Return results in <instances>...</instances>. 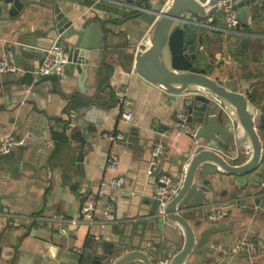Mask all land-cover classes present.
<instances>
[{"label":"crops","instance_id":"1","mask_svg":"<svg viewBox=\"0 0 264 264\" xmlns=\"http://www.w3.org/2000/svg\"><path fill=\"white\" fill-rule=\"evenodd\" d=\"M158 2L127 0L125 5L114 0H30L16 16H0V54L4 50L10 52L11 45L21 39L55 43L57 37L51 39L45 33L54 25L57 11L83 23L95 18L104 34L100 54L92 57L99 56L96 72L90 70L79 76L73 70L57 81L43 83L41 89L48 88L49 97L42 99V110L38 111L30 95L22 101L20 94L11 92L10 80L13 74L18 75L21 61L13 74L0 73V82L8 83L0 85V139L8 133L24 138L23 145L16 147L9 157L0 158V195L6 196L0 207V264H77L80 250L76 248H83L91 224L83 220L71 226L67 234H61L55 223L43 217L61 211L80 218L79 198L91 182L88 199H96L94 223L102 219L110 195L114 196L115 222H144L150 215L138 216L131 205V196L138 189L139 194L150 189L145 171L148 143L163 147L158 164L165 168L182 164L193 152L189 136L178 134L177 122L169 120L183 109L182 102L188 96L167 100L162 90L132 71L138 42L154 20L153 5ZM207 17L213 20L205 27L189 24L194 46L219 40L225 53L209 52L206 58L211 61L222 57L223 65L228 64L230 69L224 75L208 74L241 82L242 75L248 73L246 81L251 83L252 91L255 83L258 86L254 103L259 105L264 100V2L250 10L248 25L237 29L238 32L226 30L218 11ZM193 52L199 58L197 50ZM42 57L43 54L28 61L37 70ZM122 110L133 113L131 124L141 129L139 138L143 141L112 139L111 131L117 120L116 130L121 134L129 125L119 118ZM41 114L42 120L38 121ZM82 122H90L95 130H89L80 163L83 174L78 177L79 142L71 137V132L75 123ZM257 127L264 145V112ZM226 128L233 133L232 122L227 121ZM45 131L46 139L39 140ZM222 140L228 146L225 152L229 156L241 155L232 135ZM111 147L120 158L115 170L106 164ZM116 176L125 178L121 189L110 185ZM262 181L264 148L262 162L255 171L241 177L221 173L207 177L205 185L210 191L206 196L210 201L189 211L193 215L190 222H200L198 233L213 224L224 227L210 235L207 244L211 252L205 258L195 249L186 264H264V209L254 201L257 197L264 198V191L259 192ZM103 182L108 183L105 191L99 189ZM27 187L28 191L22 195ZM219 205L224 208V217L216 223L209 221L208 213ZM242 235L257 244L254 254L229 256L221 252L220 247L230 245Z\"/></svg>","mask_w":264,"mask_h":264},{"label":"water","instance_id":"2","mask_svg":"<svg viewBox=\"0 0 264 264\" xmlns=\"http://www.w3.org/2000/svg\"><path fill=\"white\" fill-rule=\"evenodd\" d=\"M29 1L0 0V16H16ZM5 6L8 7L6 10ZM217 7L218 0H167L153 5L156 15L138 42L132 71L162 90L167 100L188 96L182 104L188 115V122L197 127L193 137L188 135L192 141L189 146L194 147V150L182 164L165 168L158 164L162 152L153 155L155 145L148 143L150 149L145 171L150 180V189L139 194L137 188L131 196V205L138 216L150 217L145 218L144 222L91 224L82 251L78 253L77 264H186L195 249L205 258L211 252L207 244L210 235L224 227L213 224L198 233L200 222H190L193 215L189 211L210 201V197L206 196L210 191L205 185L207 177L217 173L241 177L255 171L261 164L264 145L257 122L264 112V100L259 105L251 100V83L246 81L248 73L242 75L241 82L211 76L195 62L196 53L189 49L192 39L188 30L190 19L207 17ZM234 8L239 20L237 27L247 26L249 0H235ZM45 35L51 39L57 37L55 43L66 52L67 62L63 75L52 73L42 76L28 61L34 56H41L42 51L51 46L52 40L43 43L35 39H21L10 47L13 64L18 67V62H22L18 75L9 72L13 74L10 80V84H13L11 92L22 97L24 90L28 88L38 111L44 108L42 99L49 97L48 88L41 89L43 83L57 81L73 70L79 76L90 70L96 72L99 56L97 59L92 57L100 54L104 39L97 19L93 18L87 23L73 21L60 11H57L54 25ZM69 38L72 40H68ZM5 84L8 83L0 82L1 87ZM119 118L124 119L122 112ZM41 120L42 114L38 121ZM131 120H126L129 125L122 132L119 141L137 143L144 140L139 138L141 129L133 126ZM169 120L179 121L177 116ZM227 121L233 123L232 134L226 128ZM117 122L118 120L113 126L112 134L118 133ZM39 124L37 122L36 126ZM89 130H95V126L90 122H82L80 125L75 123L71 132V137L79 142L78 177L83 174L80 163L83 161ZM230 135L241 155L229 156L225 152L228 146L223 143L222 137ZM43 139H46V131L39 140ZM201 140L205 142H198ZM4 157H9V154L1 156ZM163 172L172 176L171 185L178 186V189L166 203L161 218L154 216L157 200L152 198V190L157 177ZM255 178L258 179V176ZM28 187L22 195L26 194ZM91 187L90 182L80 196V209L92 193ZM5 197L0 195V207L1 200ZM254 201L264 209V198L257 197ZM83 215L84 212H81V217Z\"/></svg>","mask_w":264,"mask_h":264},{"label":"built area","instance_id":"3","mask_svg":"<svg viewBox=\"0 0 264 264\" xmlns=\"http://www.w3.org/2000/svg\"><path fill=\"white\" fill-rule=\"evenodd\" d=\"M119 4H127V0H114ZM161 3H165L167 0H158ZM201 2H207L208 0H200ZM234 1L235 0H218V7L216 11L220 12L222 19L225 24V28L229 32H238L239 28L237 25L239 24V20L237 17V10L234 8ZM264 2V0H249V8L254 9L258 7ZM198 17H193L190 19L189 23L196 26L205 27L208 25V22L213 20V17H207L202 20H198ZM207 20V22L205 21ZM238 29V30H237ZM43 57L40 66L37 69V72L42 75H49V74H59V72H63V68L65 63L67 62L66 59V52L56 43H52L51 46L42 51ZM16 66L13 64L11 59V54L8 50H4L0 54V73L5 72H14ZM31 95L29 89L26 88L24 90V94L22 96V101L25 100L24 97ZM133 113L128 110L124 112L122 110V117L125 120L131 119ZM177 118L179 121L177 122L176 132L178 134L185 133L190 136H194L197 130V127L193 124H190L187 120L188 115L185 113L184 109L178 111L176 113ZM122 138L121 133L112 134V139L120 140ZM24 143V138L21 136H17L14 133H8L2 139H0V158L5 154H10L16 147L22 146ZM163 151V147L160 145H155L154 149H152V154L156 155ZM120 162L119 154L114 150L113 147L109 148L107 157H106V164L107 167L115 170L117 169ZM154 164V162H152ZM172 176L169 173H161L157 177V181L155 183L153 189V198L157 200V206L155 215L159 217H163L164 215V208L168 200H170L177 192L178 186H172ZM125 183V178L123 176H116L110 181V185L114 186L115 188L121 189ZM179 180L177 181V184ZM108 185L107 182H103L99 189L105 191V187ZM264 191V181L261 182V187L259 192L263 194ZM258 192V193H259ZM96 199L92 197L91 199H87L82 206L81 212H84V215L87 217L84 218H76L67 216L64 212L57 211L53 212L51 215H47L43 217V219L53 222L57 226L58 232L61 234H67L69 228L72 226L78 225L80 222L86 221L89 224H93V214L96 209ZM113 206H114V196L110 195V201L105 205L102 211V219L98 222L100 225L105 224L106 222H115V215L113 213ZM224 208L223 206L219 205L216 206L212 211H210L207 215V219L211 222H219L224 217ZM42 218V216H41ZM77 251L82 249L76 248ZM220 250L225 255H239V254H254L258 248L257 244L253 239L246 235L240 236L236 239L233 243L227 246L220 247Z\"/></svg>","mask_w":264,"mask_h":264},{"label":"rangeland","instance_id":"4","mask_svg":"<svg viewBox=\"0 0 264 264\" xmlns=\"http://www.w3.org/2000/svg\"><path fill=\"white\" fill-rule=\"evenodd\" d=\"M197 50V57L199 55V58L196 59V63L200 66L204 67L207 72L210 74H227L230 72V69L228 64L225 66L222 63V57L216 58V60H209L206 58L207 54L209 52L215 53V51H218L219 53H225V51H222V48L220 47V41L216 40L215 42L210 43L209 45L206 44V46H202L199 44V46H194L193 44V51Z\"/></svg>","mask_w":264,"mask_h":264},{"label":"trees","instance_id":"5","mask_svg":"<svg viewBox=\"0 0 264 264\" xmlns=\"http://www.w3.org/2000/svg\"><path fill=\"white\" fill-rule=\"evenodd\" d=\"M193 44H194V40H192V39H191V43H190V46H191V47H190V48H191V51H193V49H192V47H193ZM254 87H255V88H253L252 95H251V97H250V98H251V100H252L253 102H255V101H254V98H255V95H257V94H256V92H257V90H258V86H257V84H256V83H255V86H254Z\"/></svg>","mask_w":264,"mask_h":264}]
</instances>
